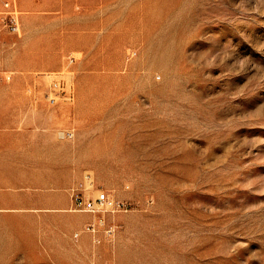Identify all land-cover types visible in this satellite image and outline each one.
<instances>
[{
  "label": "rangeland",
  "instance_id": "1",
  "mask_svg": "<svg viewBox=\"0 0 264 264\" xmlns=\"http://www.w3.org/2000/svg\"><path fill=\"white\" fill-rule=\"evenodd\" d=\"M0 72V264H264V0H0Z\"/></svg>",
  "mask_w": 264,
  "mask_h": 264
},
{
  "label": "built area",
  "instance_id": "2",
  "mask_svg": "<svg viewBox=\"0 0 264 264\" xmlns=\"http://www.w3.org/2000/svg\"><path fill=\"white\" fill-rule=\"evenodd\" d=\"M6 7L10 6V2H6ZM9 23L8 26L12 31H18L19 23H18V17L16 14V10H13L9 12ZM11 79V75L8 72H0V81L8 82ZM53 101V100H52ZM70 136L73 134L70 133ZM80 189L87 190L86 186L81 185ZM72 196L74 198L73 205L75 207V210L83 211L90 213L94 216H98L100 218V221H98L97 224L104 223L103 217L106 213H116L121 211L128 210V204L124 203L121 200H118L112 196H110L107 192L104 190H97L95 192V195L88 196L86 193H78L75 195V190L72 192ZM96 223L89 224L86 229L91 232H96ZM114 228L109 227L107 229V233L109 235L113 234Z\"/></svg>",
  "mask_w": 264,
  "mask_h": 264
},
{
  "label": "crops",
  "instance_id": "3",
  "mask_svg": "<svg viewBox=\"0 0 264 264\" xmlns=\"http://www.w3.org/2000/svg\"><path fill=\"white\" fill-rule=\"evenodd\" d=\"M2 135H9V134H2ZM6 137V136H5Z\"/></svg>",
  "mask_w": 264,
  "mask_h": 264
}]
</instances>
